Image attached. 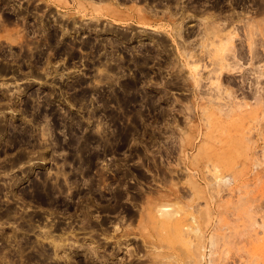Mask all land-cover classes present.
<instances>
[{
  "label": "rangeland",
  "instance_id": "374dc122",
  "mask_svg": "<svg viewBox=\"0 0 264 264\" xmlns=\"http://www.w3.org/2000/svg\"><path fill=\"white\" fill-rule=\"evenodd\" d=\"M0 264H264V0H0Z\"/></svg>",
  "mask_w": 264,
  "mask_h": 264
},
{
  "label": "bare ground",
  "instance_id": "6f19581e",
  "mask_svg": "<svg viewBox=\"0 0 264 264\" xmlns=\"http://www.w3.org/2000/svg\"><path fill=\"white\" fill-rule=\"evenodd\" d=\"M218 28V27H217ZM219 29L220 28H218L217 30L219 31ZM210 30V29H209ZM216 30V31H217ZM208 31V30H207ZM215 31V30H214ZM217 31V32H218ZM212 32V31H211ZM232 32V31H231ZM231 32H229V34H233V33H231ZM208 33V32H207ZM213 34H215L214 32H213ZM228 34V35H229ZM217 35H218V33H217ZM231 35H229V36H226V37H228L229 39H231L232 37H231ZM223 41V40H222ZM227 43V42H226ZM225 42L224 43H222L221 42V44H219V45H217L216 46V50L217 49H220L221 48V50L223 49V51H224V49H226L225 51H227V49H229V47L227 46V44H226ZM229 45V44H228ZM232 49V48H231ZM234 49V48H233ZM235 50V49H234ZM250 50H251V47H250ZM222 51V52H223ZM238 51V50H237ZM229 52V51H228ZM221 53V52H220ZM254 53V55H255V52H253ZM233 54H235V53H233ZM226 55V54H225ZM253 55V54H252ZM227 56V55H226ZM235 55H233V57H234ZM219 57V56H218ZM220 58V57H219ZM219 58H218V67H220V68H223V67H225V66H227L228 67V65H230L229 63H227V61L225 62V61H220V63H219ZM223 58H225V57H223ZM236 58V57H235ZM223 60V59H222ZM235 60V65H233V68L232 69H234V67H236L238 64H240V60H239V58H236V59H234ZM215 62V61H214ZM216 63H217V61H216ZM215 63V64H216ZM195 65H197V64H195ZM232 65V64H231ZM231 67V66H230ZM239 68V67H238ZM216 77H217V75H216ZM217 79V78H216ZM221 84V83H220ZM218 86V85H217ZM218 88V87H217ZM219 89V88H218ZM259 91V90H258ZM229 92V91H228ZM227 93V92H226ZM225 95V94H224ZM226 95H229V94H226ZM220 96V95H219ZM223 97V96H222ZM221 98V97H220ZM225 98V97H224ZM228 99H229V97H228ZM227 99V100H228ZM225 100H226V98H225ZM234 100V99H233ZM234 102V101H233ZM238 102H240V101H236V103L238 104V106H240L241 105V103L239 104ZM236 103H232V101H227V103L225 102V103H221L222 104V106L223 105H225V106H228V105H230V104H236ZM242 105H243V103H242ZM230 106H232V105H230ZM235 106V105H234ZM235 107H237V106H235ZM221 109H223V108H221ZM225 109V108H224Z\"/></svg>",
  "mask_w": 264,
  "mask_h": 264
}]
</instances>
